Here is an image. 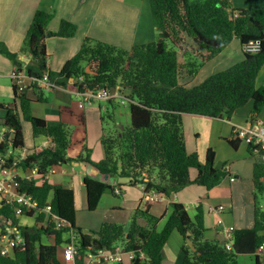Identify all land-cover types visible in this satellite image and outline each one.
I'll list each match as a JSON object with an SVG mask.
<instances>
[{
	"label": "trees",
	"instance_id": "16d2710c",
	"mask_svg": "<svg viewBox=\"0 0 264 264\" xmlns=\"http://www.w3.org/2000/svg\"><path fill=\"white\" fill-rule=\"evenodd\" d=\"M148 2L157 29L156 41L136 44L127 50L86 38L79 52L59 71L48 66L51 56L47 40L72 38L78 26L63 19L56 32L50 31L48 27L55 12L38 10L35 13L19 52H12L0 41V53L15 65L14 72L23 73L31 81L25 87L13 83L14 106L0 103V128L6 129L7 137L0 146V155L6 159L5 167L13 171L37 173L33 181L19 175L16 180L18 191L31 196L38 204L37 210H24L23 213L30 218L35 216V225L20 227L22 243L15 247L12 257L0 252V264H67L58 255L60 246L69 242L66 235L72 240L69 243L77 247L75 264H88L89 254L114 251L119 244L126 254L132 255V264H163L164 249L174 232L183 237L181 264H241L242 257H251L255 264H263L260 249L264 246V208L260 198L264 195V160L261 159L264 153L258 152V146L252 142L248 144V151L255 160L254 225L234 229L231 250L226 248L225 242L205 240L207 227L202 201L198 202L193 217L183 203H173L161 230L159 225L163 217L155 216L148 206L134 211L128 227L105 222L100 231L85 234L76 223L75 191L55 185L48 178L55 167L71 162H83L95 168L102 179L84 178L90 213L99 208L104 194L113 188L107 183L111 179L133 178L130 184L143 186L145 196L154 191L170 197L191 185L205 187L210 192L227 172L215 166L213 148L208 149L205 163H201L197 152H188L183 116L230 119L237 110L252 103L256 119L264 110V86L257 83L264 68V8H236L232 0ZM235 38L243 46V60L212 74L199 85L180 83L184 76L194 78L205 62L216 58ZM187 40H192L195 47L192 54L198 53L195 50L202 54L193 62L191 55L187 56L191 51H184L181 55L184 62L180 63L179 49ZM251 42H260V51L247 52L245 47ZM20 55H27L30 61H21ZM46 73L54 86L52 90L66 89L72 85L71 80H76L77 91L83 96L103 89L113 92L119 87L122 95L130 100L127 104L131 126L124 131L103 128L101 141L105 157L101 161H92L91 150L86 147L81 156L69 157L73 130L62 120H49L34 114L35 101L49 102L46 90L39 84ZM32 91L38 93L37 100L30 97ZM116 100H108L106 107L107 117L115 124ZM80 120L86 122L84 116ZM24 121L31 124L35 140L44 137L50 145L22 158L16 153L25 149ZM229 142L238 149L242 139L234 133ZM191 170L197 171L194 180ZM48 206L50 214L43 212ZM15 207L16 203L0 201L3 230L18 224ZM189 241L194 243L196 251Z\"/></svg>",
	"mask_w": 264,
	"mask_h": 264
},
{
	"label": "crops",
	"instance_id": "0c3cea01",
	"mask_svg": "<svg viewBox=\"0 0 264 264\" xmlns=\"http://www.w3.org/2000/svg\"><path fill=\"white\" fill-rule=\"evenodd\" d=\"M232 2L236 8H264V0H232ZM38 10L55 12V17L48 27L52 32H56L59 29V25L63 19L71 21L78 26V31L72 38H48L47 47L51 56L48 66L53 71L61 70L65 63L79 52L86 38L106 42L127 50H130L136 44L150 43L157 39V29L153 23L148 0H0V41L6 43L12 52L20 51L28 28ZM235 40L216 58L205 62L194 78H198L203 82L206 78L201 75L206 73V71H210V73L208 72L209 74L206 73V76H208L223 71L243 60L245 54L241 51L239 42ZM190 47L195 48L192 42L187 40L186 44L179 49L180 63L184 62V58L181 56L182 53ZM195 52L198 53L194 55L202 54V52L196 50ZM19 59L25 63L30 61L27 55H20ZM7 60L0 57V103L14 106V81L12 74L15 65L9 59ZM194 78L189 79L184 76L180 80V83L193 86ZM30 83L31 81L25 75L23 85L28 86ZM71 84L66 89L58 88V90L49 91L47 93L49 102H38L41 108H34V114L49 120L62 121H65V118L68 116L79 120V118L81 119L82 116L86 115L87 107L81 101L83 96L78 93L75 83L71 82ZM258 86H264V81L262 80ZM31 93L30 97L34 99L35 96H32ZM52 93L53 97H50ZM101 101L104 100L93 99L92 103L96 102L100 110L102 108L106 110L107 105H101ZM129 116L131 118L130 107ZM119 117L117 115L115 117L116 125L120 123ZM254 122L264 124V110L254 119L252 103H248L243 108L237 110L230 119L226 117L214 118L185 114L183 116V123L188 152H197L201 163H205L208 149L213 148L216 152L215 166L218 168V163L223 164V171L227 172V175L210 192L205 187L191 185L179 193L172 194L170 197L165 196L164 200L152 203H149L147 200L144 202L143 199L141 203H137L136 200V202L129 204L134 206L129 207H122L118 204L119 199L115 192L118 194L122 192L121 186L125 184L131 185V181L124 182L121 178L109 180L107 183H110L113 188L110 189L109 193L104 194L99 205V208H103L106 211L105 222L125 224L130 221L132 214L137 208L150 206L151 212L155 216L163 217L159 225V229L161 230L164 225H162V222L170 214L173 203H183L193 217L195 215L196 203L202 201L205 207V222L207 227L204 235L205 240L225 242V235L223 233L225 226L234 227L235 229L253 227L255 209L253 200V170L255 160L250 157L248 142L246 140L242 139L238 149H234L229 140L232 139L236 127H247ZM126 128L128 126L122 127V129ZM4 129L2 128L1 133ZM24 130L27 140V135L30 136L33 132H30L28 127H24ZM34 141L31 144L33 148L26 147L17 156L27 155L35 150L40 151L42 147L50 145V141L44 137ZM72 148L73 146H71L68 153L71 152ZM9 153L15 154L12 151ZM68 164L71 165L65 164V166H59L61 168L55 167L48 178L55 185H63L64 187L73 189L76 194V202L78 198L80 201L85 198L87 210V194L84 178L85 176H89L90 167H87L83 162H71ZM79 167L81 168L80 171L77 169ZM16 174L22 177L28 175L21 170H17ZM196 176L197 171L191 170V178L194 180ZM115 188H119V190L115 191ZM141 190L144 193L142 186ZM188 190L190 194L186 195ZM2 200H7L5 194L0 195V201ZM104 204L106 206L102 207ZM217 206L225 207L222 214L212 212V209ZM219 219L223 220V226L218 224ZM19 222L23 225L24 223L30 225L23 219H20ZM125 225L127 227L128 224ZM177 234L175 232L172 234L164 249L163 264H181L183 237L179 233ZM171 240H173L172 248L169 249ZM170 253L174 255L172 256L173 261H169ZM261 254L264 256V250ZM128 255L129 258L123 257L118 264H132V255ZM240 262L241 264H255V260L251 257H242ZM88 264L117 263L98 261L90 263L88 260Z\"/></svg>",
	"mask_w": 264,
	"mask_h": 264
},
{
	"label": "rangeland",
	"instance_id": "374dc122",
	"mask_svg": "<svg viewBox=\"0 0 264 264\" xmlns=\"http://www.w3.org/2000/svg\"><path fill=\"white\" fill-rule=\"evenodd\" d=\"M150 13H151V7H150ZM152 16V15H151ZM235 41L239 42L240 45V49L242 52L243 51V46L240 42L239 39L235 38ZM192 40H189V42H191ZM236 43V42H235ZM187 51H191L190 53H187V56L192 57L193 62L194 61H198V58H200L199 54L198 55H194L192 54L193 52V48H188ZM195 53V52H194ZM195 56V57H194ZM0 57L6 59V61H8L7 57L3 54L0 53ZM198 57V58H197ZM229 68V67H228ZM226 68V69H228ZM225 69V70H226ZM212 70V69H211ZM210 71H206L207 74H209ZM206 73L202 74L201 76L204 78H207L211 75L206 76ZM264 77V70L260 72L259 78H258V85L260 82H262V80L264 81V79H262ZM262 79V80H261ZM195 80V81H194ZM194 83L193 86L199 85L202 82L200 81V79H193ZM45 91V90H44ZM47 93L48 91H45L46 97H47ZM127 94V92H125ZM32 96L34 97V100H37V92L32 91ZM124 94V93H123ZM125 95V94H124ZM126 96V95H125ZM50 97H53V93L50 94ZM48 98V97H47ZM121 100L122 99H117L115 102V114L119 117L120 113L121 116L119 117V125H116L115 122H113L112 120H110L106 113L107 111L102 108V110H100L98 108V103H92V104H87L85 101L86 99L84 98V96L82 97L83 103H85L87 110H86V115H84L86 122L84 121V123L81 122L80 118L79 120L77 118H72L70 116L65 118V122L66 124H68V126L73 130V143H72V150L70 153H68V156L71 158H77L79 156H81L84 153V148H88L91 150V159L94 162H99L103 159V157L105 156V151H103V146L101 144V139L103 136V128H105L106 130L109 129H114V131L117 129V131H124L125 129H122V127L124 126H128V128L131 126V118L129 116V106L128 104L122 105L121 104ZM39 100L35 101L33 103V109L35 108H41L39 105ZM38 103V104H36ZM101 105H108V101H101L100 102ZM36 104V105H34ZM38 105V106H37ZM85 111V110H84ZM102 117H104V121L102 122L101 119ZM118 124V123H117ZM23 126L24 127H28V129L30 130V132H32V126L30 123L28 122H23ZM2 128H0V134H1ZM25 131V130H24ZM28 138L26 140L25 137V148H33V145H31L33 142H35L34 140V136L33 134H31L30 136L27 135ZM34 139V140H33ZM31 140V141H30ZM18 154V153H16ZM21 154V152H20ZM67 165H71V164H67ZM65 166V165H64ZM218 168L223 170V164L218 163L217 164ZM61 168V167H59ZM76 169V168H75ZM79 171L81 170V168H77ZM193 171V170H192ZM22 174V173H21ZM20 174V175H21ZM54 176V175H52ZM89 176L91 177H95L96 179H102V175L93 167H90L89 170ZM111 180H116V179H111ZM122 192H120L119 194L115 192V194L117 195L119 202L118 204H120L122 207L125 206H134V205H129L132 202H136L137 203H141L142 199L144 200V202H146V197L145 194L143 193V191L141 190V186L138 185H129V184H125L121 186ZM119 190V188H115V191ZM110 189L107 190L106 193H109ZM190 194L189 190L186 192V195ZM139 195V197H138ZM253 200H254V191H253ZM260 203L262 205V207L264 208V195L260 198ZM76 206H77V218H76V223L77 226L79 228H81L83 230V232H85L86 230H89L91 232H98L100 231L103 223L106 220V211L103 208H98L97 211L95 212H88L86 210V200L85 198H83L82 201H80V199L78 198L77 202H76ZM106 205L104 204L102 207H105ZM24 221L26 220L27 223H29L30 225H35L36 223V217H27V218H22ZM167 219H165L162 222V225L165 224ZM129 222L125 224H128L127 227L129 226ZM124 224V223H123ZM164 226V225H163ZM7 233V230H3L2 229V233ZM178 232H175L176 235ZM0 234H1V228H0ZM1 239V236H0ZM66 241H72V240H68L69 239V235L65 236ZM66 242V243H69ZM75 242V241H74ZM172 242L173 240H171V244L169 246V249L172 248ZM66 243H63L60 248H59V258L63 261H65L66 257H65V248H66ZM224 243V242H223ZM119 247H122L121 244L118 245ZM171 256H169V261H173V254L170 253ZM129 258L128 254H123L122 258ZM243 261V259H242ZM118 264V262H116Z\"/></svg>",
	"mask_w": 264,
	"mask_h": 264
},
{
	"label": "built area",
	"instance_id": "2783aa9c",
	"mask_svg": "<svg viewBox=\"0 0 264 264\" xmlns=\"http://www.w3.org/2000/svg\"><path fill=\"white\" fill-rule=\"evenodd\" d=\"M261 49L260 42H251L246 45L245 50L247 52H258ZM13 83H17L21 87H25L23 85V79L25 78L24 74H16L13 71L12 74ZM39 84L46 90L51 91L53 89V84L49 82L48 74L46 73L44 78L39 80ZM79 93V92H78ZM80 94V93H79ZM83 96V95H82ZM84 98L86 99L87 104H91L93 99H99V100H110L112 98H118L122 99V104H127L130 100L122 95L120 92V88L118 87L113 92H109L105 89L99 90L97 93L87 92L86 95H84ZM6 129L3 130V132L0 134V146L3 143L7 137H5ZM234 133L237 134V136L240 139H244L248 142H252L254 145L258 146V152L262 151L264 153V124L259 122H254L253 124L247 126V127H236ZM25 155L22 156L24 158ZM262 159L264 160V154L262 156ZM6 159L0 155V195L5 194L7 197L8 202L16 203L15 212L18 217V219L27 218L26 215H24V210L31 211V210H37L38 204L37 202L29 195L20 193L18 191L19 182L16 180V177L18 174H16V171H13L11 168L5 167ZM52 171L50 172V174ZM49 174V175H50ZM28 181H33L35 178H37V173L35 171H32L30 174L23 176ZM143 187V186H142ZM146 200L149 203L158 201V200H164L165 195L160 194L158 192H150V194L146 195ZM198 203H196L197 206ZM225 210L224 206H217L212 209V212L216 214H222ZM43 212L50 214L51 208L48 206L46 207ZM218 224L220 226H223V220L219 219ZM57 225L60 226V222L58 220ZM22 226H28L24 223L21 224L18 221V224L15 226H6L7 233H2L1 228V239H0V252L2 255L6 256H14L15 247L22 243L23 236L20 231V227ZM4 229V230H5ZM234 227H224L223 233L225 235V246L228 250H231L233 247V231ZM264 250V246L261 247L260 251L262 252ZM124 250L120 247L115 248L114 251H108V250H100L96 254H89V261L90 263L93 261L98 262H120L122 259V255L124 254ZM77 254V247L75 243H66L65 248V261L67 264H75V257Z\"/></svg>",
	"mask_w": 264,
	"mask_h": 264
},
{
	"label": "water",
	"instance_id": "95a60500",
	"mask_svg": "<svg viewBox=\"0 0 264 264\" xmlns=\"http://www.w3.org/2000/svg\"><path fill=\"white\" fill-rule=\"evenodd\" d=\"M71 82L77 83L76 80H71ZM121 180L124 181V182H130V181H133V178L124 177V178H121ZM84 233L93 235V232H91L89 230H86ZM96 237L99 238V235H96ZM189 245L192 247V249L194 251H196V247L194 246V243L192 241H189ZM263 264H264V261H263Z\"/></svg>",
	"mask_w": 264,
	"mask_h": 264
},
{
	"label": "clouds",
	"instance_id": "9594fccd",
	"mask_svg": "<svg viewBox=\"0 0 264 264\" xmlns=\"http://www.w3.org/2000/svg\"><path fill=\"white\" fill-rule=\"evenodd\" d=\"M118 99V98H117ZM106 101V100H105ZM122 104V103H121ZM124 105V104H123Z\"/></svg>",
	"mask_w": 264,
	"mask_h": 264
}]
</instances>
